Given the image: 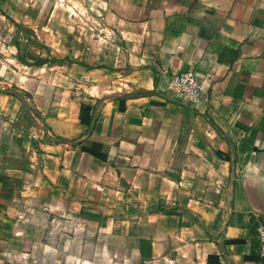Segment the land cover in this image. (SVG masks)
I'll return each instance as SVG.
<instances>
[{
	"label": "crops",
	"instance_id": "crops-1",
	"mask_svg": "<svg viewBox=\"0 0 264 264\" xmlns=\"http://www.w3.org/2000/svg\"><path fill=\"white\" fill-rule=\"evenodd\" d=\"M38 1L0 0L30 42L0 63V264H264V0H79L73 23ZM187 70L199 106L166 88Z\"/></svg>",
	"mask_w": 264,
	"mask_h": 264
},
{
	"label": "rangeland",
	"instance_id": "rangeland-1",
	"mask_svg": "<svg viewBox=\"0 0 264 264\" xmlns=\"http://www.w3.org/2000/svg\"><path fill=\"white\" fill-rule=\"evenodd\" d=\"M40 1L41 0L38 1V4L40 3ZM57 1H60L62 4L60 6L57 5ZM79 4H80L79 0H50V4H49L50 7H49L48 15L50 17L59 16L60 19H64V20L67 18V19H70V21L72 23H73L74 19L80 20V17L85 18V17H90V16L94 15V13L89 12L88 8H84L82 6H79ZM64 20H61V21H64ZM50 22L52 23L54 21L50 20ZM35 26H37V27H34V29H31L32 31L30 30L31 32H29V34L32 35L30 40H32L33 52L35 54H37L39 50H42L45 53L48 51L50 53L51 49H56L57 48L56 42H57V37H58V35L56 34V30L54 31L55 32L54 35H50L51 36L50 39L44 40V39H41L40 34H38V33H40V27H38L39 24H35ZM49 26L52 27V31H53V28L57 29L56 24H50ZM85 26L88 27V25H85ZM71 28H72V26L70 25V29ZM52 31L50 30V33ZM98 34H101V35H98L97 38L102 40V41H103V39H109L108 37L105 36L106 34L104 31L101 33H98ZM99 36H101V38ZM25 43H27L26 44L27 47H28V44H30L29 41L25 42V40L20 39L19 30H16V28H14L12 26V24L8 18H2L0 16V63H5V65L8 64V62L10 61L9 59H11V55L13 54L12 51L15 49V46H17V48L19 50L15 54V56L16 57H23L26 53ZM69 43H70V41L68 42V44ZM103 43H104V41H103ZM48 49H50V50H48ZM27 50L30 51L29 48ZM50 55H52V54H50ZM47 58L51 61L53 59H56L55 56H51L50 58H49V56H47ZM37 61L33 60L32 62L36 63ZM10 63L11 62H9V64ZM14 68L17 70V73L25 74V72L22 68H20L18 66L17 67L13 66V69ZM20 70H22V71H20ZM9 71H11L10 68L7 72H9ZM41 73L42 72L40 69L33 68V70H31V71L27 70L26 74L28 76H30L31 78L36 79V78L40 77ZM57 73H58V70L56 68H54V69H49V70L45 71L43 75L48 77V79H55L57 76ZM13 74H14L13 71H11L10 73L3 74V76H1V74H0V81H8L7 79H12ZM15 76H17V75L15 74ZM17 87H15V85H12L9 87V89H11L13 91H17L16 90V89H18ZM18 93H20V92H18ZM20 94L24 95L25 93L21 92ZM32 121L35 125H37L35 129H37L38 132L40 130L45 129V126L42 124V122H40L36 118L34 119V116H32ZM189 257H190L189 262H187V263H185V262L174 263L172 261L165 260L164 262H162L160 264H206L203 256L199 255V251H191L189 253ZM109 264H137V263L132 262V259L129 260V259L123 258L122 260L115 261V262H112Z\"/></svg>",
	"mask_w": 264,
	"mask_h": 264
},
{
	"label": "built area",
	"instance_id": "built-area-1",
	"mask_svg": "<svg viewBox=\"0 0 264 264\" xmlns=\"http://www.w3.org/2000/svg\"><path fill=\"white\" fill-rule=\"evenodd\" d=\"M164 73L169 74V71L165 69ZM166 88L172 98L183 99L192 106H199L203 101L205 90L195 71L187 70L169 75L166 81ZM256 239L258 242V254L264 257V217L256 227Z\"/></svg>",
	"mask_w": 264,
	"mask_h": 264
},
{
	"label": "trees",
	"instance_id": "trees-1",
	"mask_svg": "<svg viewBox=\"0 0 264 264\" xmlns=\"http://www.w3.org/2000/svg\"><path fill=\"white\" fill-rule=\"evenodd\" d=\"M44 62H46L45 59H39L35 64L40 65V64H42V63H44ZM25 110H26V115H27V117L30 118V119H32V117L30 116L31 113H30L29 108H28V107H25Z\"/></svg>",
	"mask_w": 264,
	"mask_h": 264
}]
</instances>
